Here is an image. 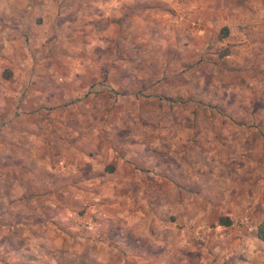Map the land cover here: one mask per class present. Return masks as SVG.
Segmentation results:
<instances>
[{"label": "rangeland", "instance_id": "rangeland-1", "mask_svg": "<svg viewBox=\"0 0 264 264\" xmlns=\"http://www.w3.org/2000/svg\"><path fill=\"white\" fill-rule=\"evenodd\" d=\"M263 217L264 0H0V264H260Z\"/></svg>", "mask_w": 264, "mask_h": 264}, {"label": "crops", "instance_id": "crops-1", "mask_svg": "<svg viewBox=\"0 0 264 264\" xmlns=\"http://www.w3.org/2000/svg\"><path fill=\"white\" fill-rule=\"evenodd\" d=\"M254 239H256L257 242H254L251 240L250 242L245 243L247 247V252H252L257 256V258L260 261V264H264V241L257 238V236H254ZM261 246H257V244H260ZM252 253H249L252 255Z\"/></svg>", "mask_w": 264, "mask_h": 264}, {"label": "trees", "instance_id": "trees-1", "mask_svg": "<svg viewBox=\"0 0 264 264\" xmlns=\"http://www.w3.org/2000/svg\"><path fill=\"white\" fill-rule=\"evenodd\" d=\"M222 32L224 33L223 35L226 36L227 32H226V28L225 27L222 28ZM222 32H221L220 37H223L222 36ZM218 221H219V224H223V225H227V226L231 224V219L228 218V217L221 216V217L218 218ZM256 236H257L258 239L264 241V217H263V219L261 220V222L257 226Z\"/></svg>", "mask_w": 264, "mask_h": 264}]
</instances>
